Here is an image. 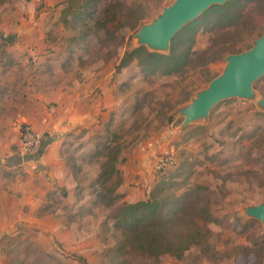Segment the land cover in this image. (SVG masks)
<instances>
[{"label": "rangeland", "instance_id": "1", "mask_svg": "<svg viewBox=\"0 0 264 264\" xmlns=\"http://www.w3.org/2000/svg\"><path fill=\"white\" fill-rule=\"evenodd\" d=\"M174 1L0 4V34L16 39L21 26L41 22L47 49L70 55L67 71L91 80L102 100L98 121L65 141L70 173L64 170L61 181L54 175L39 202L0 201V264H109L121 237L119 208L149 199L161 181L179 194L209 188L210 247H194L180 260L133 256L132 264H264V223L245 211L264 203V75L253 83L254 99H223L206 119L187 125L178 113L223 72L226 56L250 49L264 33V0H245L232 21H198L177 70L152 72L136 56L124 62L140 46L142 26ZM111 6L117 17L99 24Z\"/></svg>", "mask_w": 264, "mask_h": 264}, {"label": "crops", "instance_id": "2", "mask_svg": "<svg viewBox=\"0 0 264 264\" xmlns=\"http://www.w3.org/2000/svg\"><path fill=\"white\" fill-rule=\"evenodd\" d=\"M21 29L16 39L0 34V201L36 203L54 175L61 181L64 170L71 172L65 141L98 121L102 100L91 80L67 71L70 55L47 49L51 45L41 22ZM25 44L36 49L24 50ZM23 123L43 135L35 155L20 150Z\"/></svg>", "mask_w": 264, "mask_h": 264}, {"label": "trees", "instance_id": "3", "mask_svg": "<svg viewBox=\"0 0 264 264\" xmlns=\"http://www.w3.org/2000/svg\"><path fill=\"white\" fill-rule=\"evenodd\" d=\"M5 1L0 0V4ZM93 1L88 0V5ZM244 2L229 0L207 9L175 35L169 54L152 52L142 45L126 52L123 61L136 56L141 63H149L147 68L152 72L177 70L182 58L189 57L195 43L192 27L214 15H219V20L232 21ZM104 16L99 24L109 25L117 17L114 6L106 8ZM187 41L189 46L185 47ZM166 185L165 181H161L149 199L123 203L119 208L115 215V227L121 237L109 251V264H132L133 256L158 260L164 254L180 260L194 247L201 250L210 247L211 229L207 224L210 216H206L210 211L209 188L198 185L179 194L175 189H167ZM200 189L204 190L203 193Z\"/></svg>", "mask_w": 264, "mask_h": 264}, {"label": "water", "instance_id": "4", "mask_svg": "<svg viewBox=\"0 0 264 264\" xmlns=\"http://www.w3.org/2000/svg\"><path fill=\"white\" fill-rule=\"evenodd\" d=\"M229 0H175L164 7L162 13L151 23L145 24L136 34L140 46L149 51L165 54L172 39L187 24L198 18L210 7L225 4ZM227 64L223 72L209 85L198 91L191 102L179 108L184 116V125L206 119L219 101L241 97L254 99L253 83L264 75V33L256 39L253 47L225 57ZM264 110V97L259 99ZM248 215L264 223V203L245 208Z\"/></svg>", "mask_w": 264, "mask_h": 264}, {"label": "built area", "instance_id": "5", "mask_svg": "<svg viewBox=\"0 0 264 264\" xmlns=\"http://www.w3.org/2000/svg\"><path fill=\"white\" fill-rule=\"evenodd\" d=\"M43 135L38 132L30 123L21 125V146L20 150L25 155H32L41 150ZM161 161V166H162Z\"/></svg>", "mask_w": 264, "mask_h": 264}]
</instances>
